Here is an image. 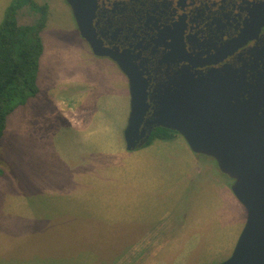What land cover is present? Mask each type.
Returning a JSON list of instances; mask_svg holds the SVG:
<instances>
[{
  "label": "rangeland",
  "instance_id": "1",
  "mask_svg": "<svg viewBox=\"0 0 264 264\" xmlns=\"http://www.w3.org/2000/svg\"><path fill=\"white\" fill-rule=\"evenodd\" d=\"M27 1L47 6L44 51L39 93L8 116L0 140V264L225 262L247 218L233 192L226 209L220 200L233 180L188 145L168 146L163 159L128 153L117 114L106 117L115 129L66 120L70 98L96 95L84 82L108 65L82 47L66 0H12L24 2L20 21L34 26L41 15Z\"/></svg>",
  "mask_w": 264,
  "mask_h": 264
},
{
  "label": "flooded vegetation",
  "instance_id": "2",
  "mask_svg": "<svg viewBox=\"0 0 264 264\" xmlns=\"http://www.w3.org/2000/svg\"><path fill=\"white\" fill-rule=\"evenodd\" d=\"M89 1L99 48L145 81L149 140L164 129L154 116L166 109L163 101L185 104L198 87L211 91L224 81L241 101L264 96V0Z\"/></svg>",
  "mask_w": 264,
  "mask_h": 264
},
{
  "label": "water",
  "instance_id": "3",
  "mask_svg": "<svg viewBox=\"0 0 264 264\" xmlns=\"http://www.w3.org/2000/svg\"><path fill=\"white\" fill-rule=\"evenodd\" d=\"M67 3L81 37L93 53L112 59L128 77L131 112L124 132L126 149L144 147L152 132L147 134L142 128L149 109L145 81L133 76L112 52L99 48L92 28L94 1ZM198 88L195 98L188 96L185 104L171 103L168 107L163 101L166 109L154 114L155 124L181 135L194 153L212 157L220 171L233 180L232 192L245 208L247 218L232 255L221 264H264V96L256 92L241 101L235 84L230 92L224 81L211 91Z\"/></svg>",
  "mask_w": 264,
  "mask_h": 264
},
{
  "label": "trees",
  "instance_id": "4",
  "mask_svg": "<svg viewBox=\"0 0 264 264\" xmlns=\"http://www.w3.org/2000/svg\"><path fill=\"white\" fill-rule=\"evenodd\" d=\"M22 3L8 8L0 26V140L5 135L8 116L39 93L37 77L44 51L41 32L46 23L47 6L27 1L25 4L30 3L41 18L34 26H22L18 22ZM176 134L159 129L145 146L155 139H172ZM70 263L71 260L67 261Z\"/></svg>",
  "mask_w": 264,
  "mask_h": 264
},
{
  "label": "crops",
  "instance_id": "5",
  "mask_svg": "<svg viewBox=\"0 0 264 264\" xmlns=\"http://www.w3.org/2000/svg\"><path fill=\"white\" fill-rule=\"evenodd\" d=\"M11 4H12V0H0V26L4 20L6 11L11 6ZM18 22L22 26H31L30 24L26 25L22 23L20 21L19 14H18ZM82 47L87 48V51L91 53L94 58L100 60L102 64L108 65L105 69L108 73H106L104 70V73H102V75L98 80L88 79L87 81L84 82L87 83L91 88L98 87V90L95 92L97 94L96 95L90 94L87 100H85L86 99L85 98L84 100L81 101L77 97L70 98L72 106H68L67 103L68 112L67 114H65L66 120L71 121V123L76 125L80 123L85 124V126L86 124H91L92 125L91 129L94 127H104V126L112 127L113 129H115V121L113 120V118H106V117L107 115L115 116V114H117L120 117L118 118V120H120L118 121V124H120L118 128H121V123H125L127 127L129 115L131 112V96H130V89H129V83L127 77L122 73V71L119 69L116 63H114L112 60L107 58H101L94 55V53L91 51V49L87 44L82 45ZM41 62L42 60H40V63ZM81 82L83 83V81ZM38 83L39 82L37 77V84ZM39 86L40 85H38V87ZM81 94L83 98L84 97L83 92H81ZM104 99H107L108 105L103 106ZM115 99L118 100V105H115ZM73 108L74 111L72 110ZM85 110L86 113L84 112ZM94 117L104 118L106 122L104 121L95 122V120H93ZM126 127L124 129H126ZM182 139L183 138H178L176 136H174L172 139H155L150 145L144 146L132 152L134 154H139L143 158H149V160L154 157H161L163 159L164 156L169 157L170 155L167 154V151H165L167 150L168 146L175 145L177 146L178 149L181 148L183 151H185V147L183 145H188V144L186 143V141L184 143L183 142L184 140ZM156 147H160L159 149L160 152L158 153L150 152L151 150L154 149L156 150ZM119 151L121 152V149H119ZM128 153H131V151H128ZM193 161L195 162V160ZM185 162H189V160L184 159V163ZM187 168L195 172L194 169L189 167V165L187 166ZM198 171H200L199 166L196 167V185H200L199 182H197L200 181L199 180L200 178L197 177L199 176L197 175ZM208 174L210 175V173ZM213 175L215 174L213 173ZM223 187H224V192L223 194H220V200L223 196L224 208L226 209L227 207H229V206L226 207L227 203H230V205L232 204L233 194H232L231 186L225 185ZM213 212H216V210H214ZM139 258L140 257L131 258L132 259L131 262L139 263L138 262ZM31 260H36V259H31ZM31 264H36V262L35 263L32 262Z\"/></svg>",
  "mask_w": 264,
  "mask_h": 264
}]
</instances>
